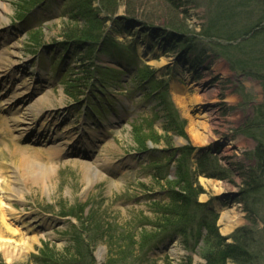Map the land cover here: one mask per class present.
Returning a JSON list of instances; mask_svg holds the SVG:
<instances>
[{
  "label": "rangeland",
  "instance_id": "374dc122",
  "mask_svg": "<svg viewBox=\"0 0 264 264\" xmlns=\"http://www.w3.org/2000/svg\"><path fill=\"white\" fill-rule=\"evenodd\" d=\"M172 1L175 11L170 0L92 1L115 51L99 54L100 48L91 66L81 59L82 45L68 44V33L87 30L91 20L71 17L75 0H0V52L12 64L0 83V102L24 96L16 112L53 92L52 106L33 129H52L56 138L17 140L0 110L7 128L4 134L0 125V163L8 172L16 168L5 156L15 144L29 149L26 156L37 159L41 173L32 179L15 169L19 191L6 219L0 195V240L24 245L39 238L24 254L9 258L0 251V264H98L100 247L102 264L113 248L118 264H205L202 241L194 245L188 232L189 238L160 220L182 175L202 190L198 203L211 212L202 209L199 218L216 215L228 243L239 229L250 231L255 261L264 264V178L256 192H245L243 180L254 168L257 143L264 145L257 110L264 103V0ZM175 31L186 36L178 46ZM96 66L104 69L102 82L92 80ZM195 97L203 105L191 107L188 99ZM204 113L218 124L202 146L188 130L191 117ZM85 166L92 168L86 177ZM225 211L238 219L229 234L220 222ZM171 249L182 253L174 257Z\"/></svg>",
  "mask_w": 264,
  "mask_h": 264
},
{
  "label": "trees",
  "instance_id": "16d2710c",
  "mask_svg": "<svg viewBox=\"0 0 264 264\" xmlns=\"http://www.w3.org/2000/svg\"><path fill=\"white\" fill-rule=\"evenodd\" d=\"M170 1V3L173 4V1ZM76 2L79 3V6L74 5L72 7V10H77L76 15H73V17L82 18L83 20L92 18V20L89 21L87 30L78 28L68 33L69 35L67 38L75 40V42L101 39L103 37L101 35L102 33L100 34V32H102L100 28L101 22L98 21L95 15L88 17L92 12L88 2H86V0H76ZM174 5L175 4L170 7L172 8V11H175L174 8H176V5L175 7ZM166 7L164 6L161 11L164 12ZM113 8L114 9H112L110 13L116 11L115 5ZM163 14L166 13L164 12ZM171 26H174V24H171ZM97 32L98 35L96 34ZM257 37L258 36L255 35L252 40L257 39ZM89 55L91 54L89 53ZM86 57L88 56L86 55ZM257 110L258 114L261 115V117H264V103L259 105ZM180 136L185 139L187 138L184 131L180 132ZM154 142L156 144L160 143L159 140ZM252 161L255 164L254 168L249 170L251 171L249 174H243L245 192H254L259 181L264 178V145L261 142L257 143V147L252 156ZM178 179V183L175 186L171 185V188L169 189L168 194L171 196V206H168L169 210L164 211L166 213H162L160 218L162 224L167 225L165 226L166 228L173 226V230L178 228L179 234L182 236L187 234V238H189V233L190 237L194 238L196 241L194 245H197L202 241L204 249L201 256L205 260V264H227L229 261H232L235 264H257L255 261L257 258L252 253L253 238L250 235V231L247 229H239L233 235L232 243H228L226 238L219 233L216 224L217 216L215 214H212L213 216L215 215L214 217L212 216L213 219L211 217H206L204 219V216L199 218V212L200 210L202 211V209L208 215L211 214L206 205L198 203V196L202 194V190L193 187V183L188 181L186 175H182V177H178ZM175 223L176 225H174ZM196 226L200 229L195 238L194 230L196 229ZM191 230L193 231V234L191 233ZM193 250H195V246L192 247V251ZM110 255L111 259L108 264H118L117 261H114L119 257L114 248L111 249ZM188 264H191V262Z\"/></svg>",
  "mask_w": 264,
  "mask_h": 264
},
{
  "label": "bare ground",
  "instance_id": "6f19581e",
  "mask_svg": "<svg viewBox=\"0 0 264 264\" xmlns=\"http://www.w3.org/2000/svg\"><path fill=\"white\" fill-rule=\"evenodd\" d=\"M0 10H4L3 6L0 4ZM179 32V31H178ZM175 37L177 39V46L181 45L182 42L184 41V37L182 34L177 33V31H175ZM10 58H4L3 57V53L0 55V80L2 78H4L12 67V64H9ZM8 62V64H7ZM11 73V71H10ZM9 73V74H10ZM26 95V94H25ZM54 96L53 92H48L46 93V95H44L39 101L35 102L30 108H25L16 112H13L14 107L16 106L17 102L19 101V99L24 98V96H12L11 98L0 102V108L6 110L7 114H8V119H6L7 121H9L10 127L13 128L12 130H14L16 132L15 135V139L19 140H23V139H29L32 138L30 141L33 143L39 142L42 143L45 140H43V133H48L47 137H45V139L50 136V132L52 131L51 129L48 130L46 128H44L43 133L40 134V132L38 133H34V124L36 123V117L38 118L39 115H42L44 112V108L45 107H51V97ZM185 101V100H184ZM183 101V102H184ZM189 104L191 107H199L201 105H203V98L200 97H195V98H189L188 99ZM186 102V101H185ZM212 104L218 102L217 99H214L213 101H211ZM36 112V113H35ZM35 113V114H34ZM33 118L30 119L29 117L31 116ZM212 115L210 114H198L195 115L193 117H191L190 120V126H189V134L192 136L194 142H196V144L198 145H206L209 142L212 141L213 139V134H212V128H214L215 125H217V120L211 117ZM46 121V120H45ZM44 121V122H45ZM3 120H0V125H1V131L6 134L7 132V128L3 127ZM53 134V132L51 133ZM50 138V137H49ZM54 138H50L51 141H53ZM49 141V140H48ZM179 143H182L181 140H179ZM67 146V145H66ZM65 149V147L60 148V150L63 152V150ZM29 149L27 148H21L18 147L17 145L14 144L13 148L10 150L8 149V153L5 154V156H8L11 158L12 157V163L14 165V168L16 167L18 170H20L23 174H30L32 176V179L35 178H40L41 176H39L41 173L38 170L39 168V164L36 162L37 159H34L32 155H28V157L26 156V154L29 152ZM226 152H229V150H225ZM55 151H51L49 153V157L52 158V154ZM3 156V157H5ZM6 159V157H5ZM34 163H36V167L34 166ZM33 167V168H31ZM96 167H98V165H96ZM93 171V173H95L94 175L99 174L96 169ZM8 167H6L5 163H0V180L1 178L3 179L5 177V175L7 174L6 178L4 181L0 182V195L2 196V214L4 216V218L6 219V217L8 216H13L14 214V209L12 207L11 202L15 201L14 197L15 193H17L19 191V180L17 178L16 175V171L15 169H12L11 172L6 171ZM13 168V167H10ZM85 173L84 176L86 177V175L90 172H92V168L85 166ZM7 172V173H5ZM5 174V175H4ZM86 174V175H85ZM4 175V176H3ZM37 175V176H36ZM34 177V178H33ZM5 219H3L2 224L5 226ZM221 224L224 225L223 228V233L224 234H229L231 233L235 226L238 225V219L236 216L231 215L230 211H225L222 213V217H221ZM2 230V228H1ZM5 234L4 231H0V234ZM9 234V232L7 233ZM12 236L15 237H19L18 235H13ZM39 242V238L37 236H33L31 237V239L29 240V242L25 243L24 245H20L17 244L13 241H9V240H0V251H3V253L9 257L12 258L16 255H20V254H24L28 251H30L31 249H33L34 245L36 243ZM182 253V251H179L177 249H171L170 254L174 257H178V255H180ZM96 259L98 264H102L104 259H105V249L103 247H100L96 253Z\"/></svg>",
  "mask_w": 264,
  "mask_h": 264
}]
</instances>
